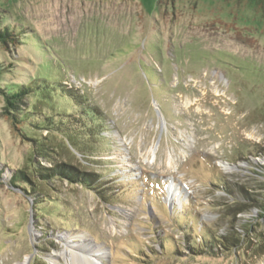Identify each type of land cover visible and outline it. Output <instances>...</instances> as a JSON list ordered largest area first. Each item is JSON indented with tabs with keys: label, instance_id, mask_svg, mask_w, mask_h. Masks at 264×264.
I'll use <instances>...</instances> for the list:
<instances>
[{
	"label": "rangeland",
	"instance_id": "1",
	"mask_svg": "<svg viewBox=\"0 0 264 264\" xmlns=\"http://www.w3.org/2000/svg\"><path fill=\"white\" fill-rule=\"evenodd\" d=\"M4 28L15 40L0 42V90L61 83L108 132L93 162L57 138L49 154L97 174L103 198L96 186L39 185L31 170L51 165L13 130L0 94V264H70V251L101 254L93 264H264L258 209L234 214L218 188L264 204V0H0ZM19 171L49 197L38 209L9 185ZM208 233L243 240L189 255Z\"/></svg>",
	"mask_w": 264,
	"mask_h": 264
},
{
	"label": "trees",
	"instance_id": "2",
	"mask_svg": "<svg viewBox=\"0 0 264 264\" xmlns=\"http://www.w3.org/2000/svg\"><path fill=\"white\" fill-rule=\"evenodd\" d=\"M14 40L13 31L8 28L0 30L1 43H13ZM0 94L4 98L3 111L10 120L13 130L20 137L29 141L33 148V154L41 161L50 164L49 154L54 152L51 145L53 144V138L65 140L83 159L84 163L93 162L89 158L96 157L99 154L100 149L96 147L95 143L99 141L102 143L105 138L103 133L108 132V124L100 112L88 103L85 95L78 90L68 89L61 83H53L45 77H41L32 81L30 85L7 86L5 90H0ZM53 95L66 99L71 106L75 107V111L57 110L49 100ZM27 99L33 101L26 103ZM45 102L48 104L46 107L44 106ZM43 108L44 110L47 109V112ZM50 165V167L37 166V169L31 170L33 178L39 185L53 183L54 181H65L68 185H78L85 190H93V186H96L95 193L102 197V193H104L103 185H101L97 174L85 173L77 167L65 163ZM28 178L25 172L19 171L12 173L8 183L14 187L20 184L24 188L26 187L25 189L34 196L33 208L38 209L39 205L41 206L50 199L47 195L34 193L32 190L34 183ZM1 179L2 171L0 170V184ZM231 186V184L222 181L218 188L233 197L234 205L230 208H233L234 214L238 215L248 208L255 207L259 211V220L264 222V204H262V200L251 197L242 186H236L239 195L234 196ZM186 236L189 235L186 234ZM241 240H243L241 237H234V240L229 241L225 237L208 233L205 239L202 238L197 243L187 242L186 249L192 257L204 254L209 256L213 247L219 251L230 250L229 247L238 246L237 244ZM227 243H229V247L226 246ZM212 255L216 256L217 254L213 253Z\"/></svg>",
	"mask_w": 264,
	"mask_h": 264
},
{
	"label": "bare ground",
	"instance_id": "3",
	"mask_svg": "<svg viewBox=\"0 0 264 264\" xmlns=\"http://www.w3.org/2000/svg\"><path fill=\"white\" fill-rule=\"evenodd\" d=\"M171 186V185H170ZM168 194L171 196V194L175 195V192H173V187H169V190H167ZM76 250H79V248H76ZM81 251V250H80ZM71 254V259H70V264H77L79 263V259L82 258L85 264H93L94 261L93 259L100 257L101 254H89L86 253V256L79 255L74 251H70ZM78 261V262H77Z\"/></svg>",
	"mask_w": 264,
	"mask_h": 264
}]
</instances>
